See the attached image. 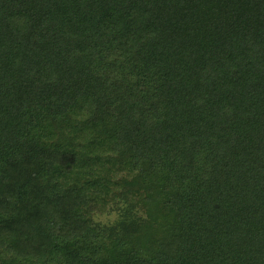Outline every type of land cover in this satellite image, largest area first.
Wrapping results in <instances>:
<instances>
[{
    "label": "trees",
    "instance_id": "obj_1",
    "mask_svg": "<svg viewBox=\"0 0 264 264\" xmlns=\"http://www.w3.org/2000/svg\"><path fill=\"white\" fill-rule=\"evenodd\" d=\"M0 264H264V0H0Z\"/></svg>",
    "mask_w": 264,
    "mask_h": 264
},
{
    "label": "rangeland",
    "instance_id": "obj_2",
    "mask_svg": "<svg viewBox=\"0 0 264 264\" xmlns=\"http://www.w3.org/2000/svg\"><path fill=\"white\" fill-rule=\"evenodd\" d=\"M115 217V213H109V214H105V215H99L97 218L98 219H102V220H105V219H113Z\"/></svg>",
    "mask_w": 264,
    "mask_h": 264
}]
</instances>
